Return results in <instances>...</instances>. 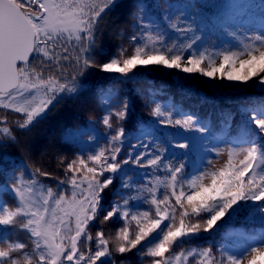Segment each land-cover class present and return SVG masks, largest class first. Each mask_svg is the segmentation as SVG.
I'll list each match as a JSON object with an SVG mask.
<instances>
[{"label":"snow or ice","instance_id":"1","mask_svg":"<svg viewBox=\"0 0 264 264\" xmlns=\"http://www.w3.org/2000/svg\"><path fill=\"white\" fill-rule=\"evenodd\" d=\"M260 6L264 7V0ZM160 7L156 0H0V109L21 114L15 126L27 132L61 100L86 98L89 70L130 78L138 65H159L212 80L219 73L222 80L243 84L258 77L257 85L264 87V30L248 36L239 49L218 53L221 59L216 66L214 58L197 48L202 38L197 34L200 30L188 23L173 22L179 13H172L171 3L163 5L168 11L161 12L160 19L167 20L166 28L177 34L179 43L166 40L167 31L151 27L157 23L151 19L152 10ZM122 9L127 10L132 26L140 33L129 38L133 52L126 55L128 49L121 46L117 56L100 62L95 47L99 25ZM69 45L76 52L74 57L67 54ZM131 106V101L123 97L118 105L108 108L102 118L109 130L106 147L67 164L65 171L72 175L59 183L70 185L71 190L45 187L34 176L25 179L22 174H14L10 184L6 181L0 185L15 201L14 206L0 201V264H113V250L103 230L95 234L94 249L91 245L89 225L100 214L105 222L125 221L116 234L119 243L114 249L122 256L148 241L143 255L153 258L149 264H171L173 260L181 264L182 259L188 264L190 258L192 264H264V232L258 243L239 253L217 252L212 247H193L185 252L183 248L201 232L211 233L227 224L245 210L249 201L254 202L251 212L264 221V101L242 106L256 136L244 127L239 165L233 162L230 151L221 168L213 170L208 161L192 173L186 171L183 157L172 164L164 152L167 147H175L183 150L184 156L189 155L193 151L191 141L176 137L188 132L202 135L209 131L208 126L191 115L178 116L156 104L149 113L152 122L157 128L174 129L169 133L172 141L159 150L155 136L146 131L149 122L144 121L145 129H141L136 142L130 143L128 155L121 157L127 138L124 122ZM230 117L231 113L225 118V126L231 125ZM7 119V115H0V165L4 167L9 162L3 149L19 143ZM137 148L142 151H135ZM131 167L166 170L168 175L164 180L157 177L152 187L145 185L150 193L145 197L127 179ZM35 171L50 176L40 169ZM161 185L171 190L174 203L166 193L157 198ZM110 186L114 199L105 207L102 201ZM139 204L153 207L145 209ZM129 219L136 222L134 238L128 229ZM13 230L28 234L30 250L29 244L10 240ZM176 246L180 251L166 256Z\"/></svg>","mask_w":264,"mask_h":264},{"label":"trees","instance_id":"2","mask_svg":"<svg viewBox=\"0 0 264 264\" xmlns=\"http://www.w3.org/2000/svg\"><path fill=\"white\" fill-rule=\"evenodd\" d=\"M156 3L161 7L152 10L151 19L157 23L151 27L159 29L160 32L167 31L166 40H175L179 43L177 34L166 28L167 20L160 19V13L168 11L163 5L171 3L172 13H179L173 22L188 23L193 29L200 30L197 34L202 38L197 48L214 58L216 66H219L221 59L218 53L229 49L235 51L246 42L248 36H255L264 30V7L260 6L261 0H156ZM180 17H183L182 21ZM133 34L140 35L132 26L126 9L105 17L99 25L96 36L97 59L100 62L108 61L118 55L121 46L128 49L126 55H131L133 47L129 38ZM67 54L70 57L76 55L70 45ZM237 67H239L238 62ZM89 72L91 74L87 77V82L90 91L86 98L61 100L30 131L16 129L15 121L21 117V114L0 109V115H7V126L13 128L19 140L18 144L14 146L9 144L2 151L4 159L9 163L6 167L0 165V185L6 181L10 184L14 174H22L25 179L34 176L45 187L71 190L70 185L59 183L60 180H66L72 175L65 171L67 164L77 157L87 158L99 148L106 147L109 130L102 123V118L106 110L118 105L120 98L123 97H127L132 106L129 109V118L124 122L127 138L122 147L121 157L128 155L130 143L136 142L141 135V129H145L144 121L149 122L146 131L155 136L156 147L159 150L163 151L172 141L173 137L169 133L175 131L174 129L157 128L152 122L149 113L151 107L156 104L174 111L178 116L191 115L209 128V131L202 135L188 132L176 137L191 141L193 151L189 155L184 156L183 150L175 147H167V151L164 152V156L172 164L183 157L182 162L187 164L188 173L195 172L208 161L212 163L224 150L227 153V161L229 152L232 151L233 162L239 165V160L243 158L241 148L244 146V127L247 126L251 129L252 135L256 136V129L247 115L243 114L242 106L257 105L264 101V87L257 85L258 77H253L247 84H243L222 80L219 73L216 79L212 80L198 73L185 74L177 69H166L159 65L147 67L138 65L133 69V73L129 74L130 78H124L119 73H101L98 69H91ZM112 110L115 111V108ZM229 113L232 122L230 126H225L224 121ZM135 151L139 152L142 149L137 148ZM36 169L50 173V176H41L36 173ZM167 175L166 170L131 167L127 179L136 185L140 195L147 197L150 193L146 191L145 185L152 187L157 177L164 180ZM118 185L119 181L115 186ZM161 193L169 195L174 203L170 189L162 185L158 186L157 198H161ZM113 199L112 186H110L105 190L102 203L108 207ZM0 201L7 202L9 206L15 204L12 193L5 192L2 188H0ZM139 207L148 209L153 206L139 204ZM252 207L254 202L249 201L245 210L234 215L227 224L211 233L201 232L191 243L183 245L185 252L193 247H212L217 252L227 250L239 253L258 243L261 233L264 232V221L258 214L251 212ZM124 225L123 220L114 219L105 222L103 214H100L89 225L93 236L91 242L93 249L96 232L103 230L109 240V248L113 250V264H149L153 258L143 255L146 251L144 245L148 241H143L137 249L123 256L114 251L116 244L119 243L116 234ZM128 229L131 237L134 238L137 230L136 222L129 219ZM10 240L22 241L29 244V250L31 248L28 234L24 231L13 230ZM179 251L180 247L176 246L172 253H166V256L174 255ZM171 264H175V261L173 260ZM181 264H184L183 259ZM188 264H192V258L189 259Z\"/></svg>","mask_w":264,"mask_h":264},{"label":"rangeland","instance_id":"3","mask_svg":"<svg viewBox=\"0 0 264 264\" xmlns=\"http://www.w3.org/2000/svg\"><path fill=\"white\" fill-rule=\"evenodd\" d=\"M226 163H227V153L226 150H224L219 154L218 158L211 163V168H213V170L219 169Z\"/></svg>","mask_w":264,"mask_h":264}]
</instances>
